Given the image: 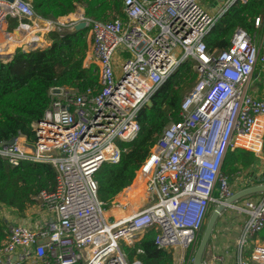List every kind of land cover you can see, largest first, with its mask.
I'll list each match as a JSON object with an SVG mask.
<instances>
[{"label":"built area","instance_id":"2783aa9c","mask_svg":"<svg viewBox=\"0 0 264 264\" xmlns=\"http://www.w3.org/2000/svg\"><path fill=\"white\" fill-rule=\"evenodd\" d=\"M238 1L248 0H226L217 14L204 0H123L126 19L94 20L81 5L73 19L64 16L71 28L87 21L101 88L80 93L52 87L50 106L32 124L36 139L20 134L0 147V158L14 166L46 162L56 170L54 190L35 197L51 217L37 227L9 223L0 264H142L129 260L121 242L133 244L152 229L158 248L176 253L190 248L193 263L211 204L234 193L222 171L228 150L263 149L264 96L250 92V84L257 70L264 75V15L255 19L252 33L237 28L226 49L210 52L205 41ZM9 17L18 18V26L44 23L48 30L57 21L39 17L30 1L0 0V32L12 31ZM63 22L57 28L67 27ZM5 49L0 43V59L7 61ZM187 60L200 76L183 98L180 120L164 127L137 171L135 179L144 181L142 198L124 207H136L128 216L106 214L96 173L104 163L121 160L126 150L121 142L133 141L140 130L139 112ZM252 135L259 149L238 144L241 136ZM234 208L248 213L240 240L246 244L264 228V198H247ZM252 249L250 259L241 257L239 264H264V245L254 243Z\"/></svg>","mask_w":264,"mask_h":264},{"label":"trees","instance_id":"16d2710c","mask_svg":"<svg viewBox=\"0 0 264 264\" xmlns=\"http://www.w3.org/2000/svg\"><path fill=\"white\" fill-rule=\"evenodd\" d=\"M27 1L31 2L39 17L54 21L76 11L78 5L84 7L85 15L94 20L110 22L117 18L126 19L123 0ZM261 15H264V0L236 2L207 34L205 41L209 51H221L229 47L237 28L254 32L255 19ZM18 25L19 20L16 19L10 30L16 29ZM40 27L42 28L38 30L48 26L44 24ZM89 29L73 30L64 27L62 31L57 28L50 30L47 39L51 41V45L47 46H42L44 41L36 33L37 30L19 38L32 29L22 33L18 28L12 34L15 35L19 30L17 38L8 36L12 40L6 42H12V45L25 43L24 48L30 51L17 48L9 60L0 59V142L20 134L36 139L32 124L43 117L50 106L52 87L68 86L80 93H85L88 89L95 92L100 90L99 66L95 63L86 64L91 43ZM196 79L194 61L181 63L153 94L151 105L145 106L139 112L140 130L133 141L121 142V146L126 149L121 160L116 164L104 163L96 173L99 195L107 206L113 204L123 191L133 190L137 171L150 154L164 127L181 118V104L188 93H184L185 85L191 89ZM257 157L255 152L246 148L229 149L222 171L228 176L230 183L236 176L247 181L248 170ZM55 182L56 170L50 163L22 161L20 165L14 166L8 159L0 158V246L7 243L5 230L12 222L3 215L4 207L11 208L15 214L23 217L25 211L37 204L35 197L41 191L54 190ZM257 234L262 240L257 243L264 245V231ZM156 235L157 232L152 229L133 244L124 242L126 249L123 250L129 260L137 259L142 264H175L172 252L156 245ZM256 235L253 240H256Z\"/></svg>","mask_w":264,"mask_h":264},{"label":"rangeland","instance_id":"374dc122","mask_svg":"<svg viewBox=\"0 0 264 264\" xmlns=\"http://www.w3.org/2000/svg\"><path fill=\"white\" fill-rule=\"evenodd\" d=\"M225 3H226V0H204V2H202L203 6H205V8H207L213 14H217L220 11V9L225 5ZM8 20H9L10 28H12L13 27V22H15L16 19L9 17ZM60 21L63 22V20H59L58 19L51 26H49V30H48V28L47 29L45 28V29H43V31H40L39 32L40 35L42 33L47 34L52 28L58 27L59 26L58 24L60 23ZM63 23L66 24V26L68 27V29L71 28L70 26H68V23L67 22H63ZM41 25H44V23L43 24H39V26H41ZM31 26H35V25L34 24H31ZM40 28H42V27H40ZM16 29H18V27ZM60 29L61 28L59 27V30ZM14 33H15V31L11 32L10 34H14ZM92 35L93 34H92L91 30L89 29V39L91 41V47H92V43H93V37H92ZM5 37H7V36H5ZM15 41H17V40H15ZM11 44H12V42H11ZM24 45L25 44H20V45H16V47L17 48H24ZM127 54L128 53H124L123 55L125 56ZM196 72H197V79H196V81H197L199 79L200 73L198 71H196ZM258 78H260L262 80V82L264 83V75L261 74L260 77H258ZM258 78L254 77V80L251 82V84H250V92L255 87V84L259 82L258 81ZM196 81H195V83H196ZM189 88H190V86L185 85V89H184V93L185 94L190 90ZM262 153H264V143H263L262 152L260 154L262 155ZM259 160H260V158L257 157L256 158V161H259ZM242 180H243V178H241L239 176H236L235 179L233 181H231L230 186L232 188L234 186V188H235V186L239 185V183L246 182L245 180H243V181ZM134 182H135V180H134ZM232 188H230V189H232ZM143 189H144V185H143ZM215 196L216 197L219 196V193H218L217 190L215 191ZM263 196L261 198L256 199V200L263 199L264 198ZM119 197H121V196H119ZM41 202L42 201L40 199H37V203L38 204H40ZM216 206H217V202H213L211 204L210 209H209V213H208V216H207V219L209 218L210 213L214 210V208ZM225 211H227L228 214H231V213L234 214L236 211H237V213L240 214V212H238L237 209H234V208H231V207L227 208ZM2 213L6 217H8L10 220H12L11 224L14 223V222H17L19 216L17 214H15V211H13L11 208L4 207ZM245 220L243 221V223L241 225V231H240V233H239V235L237 237V240H234L233 239L234 238L233 237L234 236V231L233 230L230 231L228 229H225L222 232V234H220V232H219V234H216V237L215 238H213V235H212V237H211V243H210V245H209V247H208V249L206 251L205 257H204V261H205L206 264H222V263H224V261H225L224 264H239V261H240V258L241 257L242 258H245L246 260L250 259V255H251V252L253 250L252 249V245L254 243V240L252 239L250 242H247L246 244H242L240 242V240L242 238V227H243V224H244ZM218 224L219 223L217 222L216 227H218ZM235 225H233L232 228ZM216 227H215V229H216ZM204 228H205V226H203V228L200 231V238H201V236L203 234ZM258 233H260V232H258ZM257 236H259V234H257L255 237H257ZM121 246H122L123 249L125 248L123 242H121ZM194 250H193V254L195 252ZM190 251H191L190 248H188L183 253H181L180 251L176 253V251H174V250H171L170 252H172V255H173L174 260H175V264H188V263L191 264L190 261H189V257H188L189 254H190ZM181 255H184V261L182 260L180 262V256Z\"/></svg>","mask_w":264,"mask_h":264},{"label":"crops","instance_id":"0c3cea01","mask_svg":"<svg viewBox=\"0 0 264 264\" xmlns=\"http://www.w3.org/2000/svg\"><path fill=\"white\" fill-rule=\"evenodd\" d=\"M81 9H83L82 6H81ZM73 17H74V13L71 12V14H69V16L67 18H65V19L66 20H71V19H73ZM63 18H64V16L59 17L58 19L59 20H63ZM14 19H18V18H14ZM40 24H42V23H40ZM6 25H7V28L10 30L9 20H8V22H7ZM25 27H27V25L20 26L19 27V30L21 29V32L22 33H25L27 30H30V29H32V30L29 31L24 36H27L29 33L33 32L34 30H37L36 33L44 41V43H43L42 46L51 45V41L49 39H47V34L48 33L47 34L42 33L40 35L39 32L40 31H43V30H38V29H41L39 25L30 26L29 28H25ZM63 28L64 27H61L60 30L62 31ZM14 29H11V30L13 31ZM53 29H55V28H52L51 30H53ZM57 29H59V28H57ZM4 34L5 33L3 32V35L0 37V43H1L2 46H5L6 47V49L4 50V54H5L4 57H6L8 59V58L12 57V55L16 51V49H17L16 44L17 43H15V44L12 45V44H9V42H6V37H5ZM7 36H9V35H7ZM89 41H90V39H89ZM23 44H25V43H23ZM23 49H25V48H23ZM115 62H116V64H115L116 73L120 75V73H121V61H120V58L117 55L115 57ZM93 63H95V64L98 65V63L93 58V55H92V47H91V43H90V49H89V52H88V57H87L86 64L87 65H90V64H93ZM257 74H258V77H260L261 73H259L258 70L256 71V74L254 75V77L258 78L257 77ZM258 81L259 82L255 84V87L253 88V90L251 92L253 94L257 95V96H264V83L262 82V80L260 78H258ZM241 137H247V136H241ZM241 137H240V139L238 141V144L239 145H243V146H246V147L253 145V148L259 149L260 140L257 139L256 141H249V140L244 139V138H241ZM240 140L242 141L243 144L240 143ZM256 155L260 158V160L259 161H255V163L253 164V166L250 167V169L248 170V173L246 175L247 177L250 176V175H252V174H254V173H257L258 174L259 172H263L264 171V156H263L264 153H262V155L260 153H258ZM253 183H256V181H253ZM247 185H248V182L246 181L244 184H239V185L235 186V188L233 189V191L240 190V189H242L243 187H245ZM129 190H132V189H129ZM125 191H123V192H125ZM127 191H128V189H127ZM263 195L264 194H262V193H256V194L250 195V196H248L246 198H243L242 200H240L236 204H241L247 198H251V199L256 200L258 198H261ZM232 208H234V207H232ZM19 217H18L17 222L29 223L32 226L37 227V226L43 224L47 219H49L51 217V214L49 215L45 210H43L39 206V204H35V205L32 206V208L30 207L29 210L25 211V215L23 217L22 216H19ZM246 218H248V213L245 212V211L244 212H241L240 214L237 213V211L234 214L233 213L228 214L227 211H224L221 214V216L219 217L218 221H217L219 224H218V227H216V229H214L213 238H215L216 237V234H219V232H220V234H222V232L225 229H228L230 231L231 230L234 231V236H233L234 238L233 239L234 240H237V237H238V235H239V233L241 231V225H242L243 221ZM233 225H235V226L232 228ZM263 231H264V229L262 231H260V232H263ZM257 241L258 242H261L262 240L259 237H257L256 240H254V243H257ZM254 243H253V245H254ZM224 263H225V261H224ZM224 263H222V264H224Z\"/></svg>","mask_w":264,"mask_h":264},{"label":"water","instance_id":"95a60500","mask_svg":"<svg viewBox=\"0 0 264 264\" xmlns=\"http://www.w3.org/2000/svg\"><path fill=\"white\" fill-rule=\"evenodd\" d=\"M9 1H13V0H9ZM87 27H88L87 21L83 20L73 25L71 29L79 30V29H84ZM24 50L30 51L26 49ZM148 105H151V102ZM14 141H15V137L9 140L1 141L0 147L4 145H11L14 143ZM254 174L249 176L250 178H248L247 180L248 182L247 186L243 187L240 190L234 191V193L231 196L225 198L224 200L217 202V206L210 213L209 218L206 220L205 228L199 240L198 246L195 250L192 264H206L204 261V257L211 243V237L213 235V232H214V229L216 227L219 217L227 208L234 207V205L237 202H239L243 198H246L250 195H253L256 193L264 194V171L259 172L258 174L257 173H254ZM253 181H256V183H253Z\"/></svg>","mask_w":264,"mask_h":264},{"label":"bare ground","instance_id":"6f19581e","mask_svg":"<svg viewBox=\"0 0 264 264\" xmlns=\"http://www.w3.org/2000/svg\"><path fill=\"white\" fill-rule=\"evenodd\" d=\"M43 24V23H42ZM5 26V24H4ZM20 26H24V25H20ZM18 26V28L20 27ZM17 29H15L14 31L16 32ZM19 33V31L15 34V35H12L10 33H7V34H4L5 36L9 35V36H17ZM3 35V33L0 32V37ZM25 36H21L19 38H23ZM17 38V37H16ZM7 41H11L12 38L10 37H6ZM241 138H244V139H247L249 141H256L257 139L254 137V135L252 136H247V137H241ZM143 180H138L136 179L135 180V183H134V188L131 192H123L120 196L121 197H118L115 202L109 206L106 205V203L104 204L103 206V209L104 211H106L105 213L107 214V211H113L116 213L117 217H121V216H128L130 215L136 207H130L128 209H124V207H126L128 205V203L130 202H134V201H137L139 200L140 198H142V195H143ZM139 193V194H138ZM136 194V195H135Z\"/></svg>","mask_w":264,"mask_h":264}]
</instances>
